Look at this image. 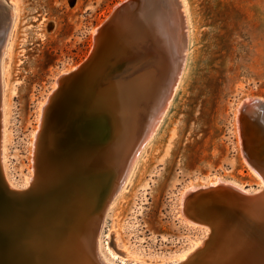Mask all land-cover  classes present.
Masks as SVG:
<instances>
[{"label":"rangeland","instance_id":"374dc122","mask_svg":"<svg viewBox=\"0 0 264 264\" xmlns=\"http://www.w3.org/2000/svg\"><path fill=\"white\" fill-rule=\"evenodd\" d=\"M4 1L14 17L2 75L3 165L12 187H26L49 95L88 58L98 27L122 0ZM183 2L189 50L181 79L154 135L103 208L102 241L125 264L184 263L193 253L179 260L208 237L207 226L182 213L187 188L219 177L251 190L264 185L244 155L238 128L242 105L264 98V0ZM5 26L0 23V36ZM95 215L89 217L98 226ZM30 232L16 234L11 264H27V243L40 234Z\"/></svg>","mask_w":264,"mask_h":264},{"label":"water","instance_id":"95a60500","mask_svg":"<svg viewBox=\"0 0 264 264\" xmlns=\"http://www.w3.org/2000/svg\"><path fill=\"white\" fill-rule=\"evenodd\" d=\"M147 3L148 0L118 2L98 27L94 47L88 58L76 69L62 75L61 83L49 95L42 111L40 129L36 133V154L39 158L40 172L36 178L42 179L46 176L47 172L44 174L43 167L47 168L48 165V175L54 173L53 176L55 175L54 177L60 181L56 186H51L47 180L44 182L47 184H44L42 189L35 187L36 180H32L26 187H12L5 174L1 142V106L2 58L7 29L2 32L0 36V264H11L12 261L10 252L16 233L8 229L11 224L23 223V226H26L24 228L40 233L44 225L45 227L56 225L55 221L58 220L60 211L66 213L71 220L76 217L84 218L94 208V198L103 191L107 183L104 154L106 145H110L114 135L112 119L122 115L128 106L132 110L137 109L136 102L145 85L142 79L136 78L137 73L144 65L155 59V55L152 54L157 48L154 46L155 40L164 38L157 29L158 25L153 23L158 24L155 15L161 11L167 13L171 7L177 5L179 28L184 33L186 42H189L188 20L183 0H154L155 13L153 16L152 12L151 18L146 15V11L150 10ZM1 8L10 21L7 5L4 4ZM164 46L166 48V45ZM166 55L167 59L163 60L162 69L166 68L164 64L169 66L171 63L168 51ZM166 75L168 76L166 72L163 73L164 79ZM176 82H178L176 79L172 80L171 90ZM114 85H119L118 94L114 101H107V93L112 87H116ZM238 121L244 155L262 176L264 182V98H252L242 105ZM54 122L53 127L51 124ZM53 129L57 135L52 137L53 141L55 136L59 139L55 140L53 147H50L48 139L49 133L54 132ZM118 136L119 134H116V137ZM246 190L233 183L221 181L217 185H205L186 191L184 200L181 196L182 213L192 222L207 226L211 230L203 245L194 250L190 260L205 253L203 251L212 246L217 230L215 225L223 229L229 228L232 222L229 219H232V216L243 217L244 220L239 223L240 228L244 226V229H247L246 232H249V227L253 224L257 228L264 219V185L255 190ZM102 212V208L99 211L92 210L98 220L104 216ZM219 216L224 219L223 223ZM244 229L242 227L241 230ZM259 236L264 241V233ZM260 255L262 253L258 256Z\"/></svg>","mask_w":264,"mask_h":264},{"label":"bare ground","instance_id":"6f19581e","mask_svg":"<svg viewBox=\"0 0 264 264\" xmlns=\"http://www.w3.org/2000/svg\"><path fill=\"white\" fill-rule=\"evenodd\" d=\"M4 4L7 5L4 0H0V23L5 21L8 31L5 38L6 40L3 54L7 49L9 31L12 26L14 17V12L12 11L10 15V21L9 17L7 18V16H4V10H2L1 8ZM177 4H179V2H177ZM147 6L150 10L146 11V15L147 17L151 18L150 16L152 15V12L153 16L155 13L153 9V7L155 6L154 0H148ZM10 9H12L11 6ZM161 12L155 15V18L158 19V24L155 22L153 23L154 25H158L157 29L160 30L159 32L162 37L164 36V38H157L155 40L154 46H156L157 48L154 50L155 52L152 53H155V58L161 57V63L160 61L149 62L148 64L144 65L142 69L137 73L136 78L142 79L145 82L144 88L141 89L139 99H137L136 102V104H138L136 105L137 109L132 110L130 109V106H128L125 112L122 113V115L112 119L114 135L112 136L110 145H106V152L104 154L106 161L107 183L103 191H100L94 198L93 209H95L96 207L98 211L101 210V208H104L106 210V207L113 199L114 195H116L122 184L127 179L131 167L133 166V163L139 155L140 150L143 148L144 144H146L154 135L161 122V119L166 113V110L171 102L173 92L176 90L184 70L189 50V42H186L184 33L179 28L180 19L178 17V6L174 5L167 13ZM166 19H168V21ZM164 45H166V48ZM167 51L169 60L174 65V69L171 70L170 66L164 64L166 68H163V71L162 68L158 67L157 63H160V66L163 65V60L167 59ZM4 55L2 58V75L4 72ZM176 59L177 61H175ZM171 63L170 65H172ZM169 69L170 71H168ZM165 72L166 74H168V76L166 75V78L164 79L163 73ZM175 79L178 82H176L175 87L171 90L170 87L172 80ZM59 83H61L60 78ZM114 86L116 87H112L111 90L107 93V101H114L118 94L117 91L119 90V85ZM51 125H53L54 127L55 122ZM39 129L40 126L38 128V131ZM53 131L54 132L49 133L48 142L51 145L50 147H53L55 140L57 141L59 139L58 137H56L57 135L55 129H53ZM116 134H119V136L116 137ZM54 135L56 136L53 141L52 137ZM34 151V175L29 178L30 182L32 180H36L35 187H38V189H42L45 186L44 184H47L44 183L47 180H49V184L51 186H56L60 180L54 177L55 175L53 176L54 173H50V175H48V165L47 168H45V166L43 167L44 174L47 172L46 176L42 179L36 178L37 176H39L38 174H40V172L38 171L39 158L36 154V146ZM2 157L4 158V156ZM221 181H223L224 183H233L246 190L245 187L235 182V180H222L220 177L216 179V181H212L209 185H217ZM118 183L119 185H117ZM205 185L206 184L201 186L203 187ZM195 187L197 186L187 188L182 194V198L184 199L186 191L194 190ZM246 191H251V189H247ZM92 210L84 218L76 217L72 218L71 220H69V216L66 215V213L60 211L59 216L57 217L58 220H54L56 222L55 226L52 225L45 227L44 225L40 234H37V238H34L35 240L30 239L31 241L27 243L28 246L24 245L25 247L27 246V264H125L123 259L118 260L119 256H117V252L114 251L110 246H108L109 243H104L102 241L103 236L101 234V225H103L102 222L105 215L100 218V224L96 226L89 217L92 213ZM102 213H104V211ZM216 216H218V214ZM242 218L243 217L232 216V219H229V221L231 220L232 222L231 224H229V228L226 229H223L220 226L217 227L215 225V229L217 230L215 232L214 242L213 244H211L212 246L203 251L205 253H202L199 256L192 258L191 260L189 259V261H185L187 257H189L190 254L194 252V250L203 245L205 239L198 242L197 245H195L186 254V256L183 255L185 256L183 259L179 260L180 262H185L179 264H247L250 262L251 264H254V262H260V264H264V261H262L264 257V247L261 248V246H264V241L259 236L260 234L264 233V219L260 221L261 224L259 223L257 228H255L253 224L252 227H249V232H246L245 230L247 229H244V226H242L244 230H241L242 227L240 228L241 225L239 221H243L244 219ZM219 219L222 220L223 223L224 219L222 218V216H219ZM24 227L26 226H23V223H13L8 227V229L13 230L17 234V236L18 233H24L25 235H27L28 232L29 234L30 230ZM32 232L33 231H31L30 233ZM20 237L21 236H19L18 238ZM22 242L26 244V242ZM106 251L107 253L109 252L113 260L109 259L106 256ZM261 253L262 255L258 256ZM18 255L20 257V254ZM116 260H118V262Z\"/></svg>","mask_w":264,"mask_h":264}]
</instances>
